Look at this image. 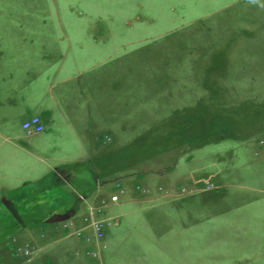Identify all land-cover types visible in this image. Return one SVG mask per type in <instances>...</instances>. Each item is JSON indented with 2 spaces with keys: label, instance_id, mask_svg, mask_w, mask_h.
I'll list each match as a JSON object with an SVG mask.
<instances>
[{
  "label": "rangeland",
  "instance_id": "374dc122",
  "mask_svg": "<svg viewBox=\"0 0 264 264\" xmlns=\"http://www.w3.org/2000/svg\"><path fill=\"white\" fill-rule=\"evenodd\" d=\"M0 14L29 16L30 28L43 32V37L30 39H43L47 48L61 49L63 55L68 45L81 48L72 58L66 55L72 61L66 63L68 75L83 71L87 56L95 55L89 60L98 62L109 52L113 59L92 74L102 75L118 61L126 69L133 66L126 70L124 111L129 131L116 133L119 141L126 138V147L103 159L107 163L95 175L86 176L89 182L82 190L71 187L72 192L67 187V182H73L70 167L56 170L60 184H40L47 195L43 203L71 208L92 198L88 195L95 190L88 208L110 226L118 224L111 231L123 233L118 230L115 238L131 242L138 232L126 228L125 217H118L125 206L117 209L116 204L123 203L130 192L142 194L136 186L161 194L168 189L180 196L193 192L175 203L162 200L152 209L147 207L144 219L164 222L168 229L182 222H199L203 227L189 236L200 237L205 264H264V0H0ZM116 48L121 49L114 53ZM84 77L88 75L83 73L81 81ZM111 118L114 121V115ZM134 136L138 138L133 142ZM0 152L6 156L7 145ZM84 166H78L74 174L84 178ZM148 178L153 181L149 183ZM112 194L119 196L116 203L97 207ZM19 195L0 193V241L5 239L0 243V264L61 260L62 264H95L85 254L90 246L72 234L76 229L84 231L88 208L86 212L78 209L80 224L72 219L74 210L45 237L41 229H30V233L13 227L12 218L43 221L49 215L34 208L18 212L17 205L2 201L16 203ZM27 195V203L34 204L36 196ZM66 213L70 215V209ZM62 235L76 241L72 255L55 253L61 241L54 240ZM13 237L17 246H33L30 257L14 253ZM107 253L106 246L104 264Z\"/></svg>",
  "mask_w": 264,
  "mask_h": 264
},
{
  "label": "crops",
  "instance_id": "0c3cea01",
  "mask_svg": "<svg viewBox=\"0 0 264 264\" xmlns=\"http://www.w3.org/2000/svg\"><path fill=\"white\" fill-rule=\"evenodd\" d=\"M30 20L29 16L0 14V148L7 145L9 149L6 156L0 152V171H3V174H0V193L20 194L16 203L12 199L9 201V205L19 207L18 212L29 213L34 208V211L49 213L43 221L40 217L22 216L17 220L12 218L15 223L13 227L26 228L29 232L30 229H41L45 231V237H49L52 227H61L56 223H46L49 216L56 213L65 214L69 209L72 214L75 210L72 219L77 224L78 209L82 207L86 212L88 204H93L92 198L97 192L90 189L92 192L88 196L92 198L86 196V202L79 205L74 203L72 209H63L54 204L49 205L46 201L43 203L47 195L41 192L43 188L40 189V184L46 181L59 182L54 172L70 167L71 174L68 176H72L73 182L66 181L67 187L72 192L74 187L82 190L89 182L86 176L95 175L101 171V165L107 163L103 162V159H108L111 154L126 147V138L122 137L119 141L116 133L129 131L125 126L127 116L124 111L126 70H132L133 66L131 63L126 69V64L118 61L102 75L92 74L95 69H103L113 59V53L109 52L98 62L89 60L95 55L87 56V65L83 66V71L68 75L69 65L66 63L72 61H67L66 55L69 54L72 58L81 48L68 45L64 49L66 54L63 55L61 49L47 48L43 39L41 42L32 41L31 37H43V32L31 29L28 24ZM90 39L93 42V38ZM120 49L116 48L114 53ZM77 59H73L75 68L78 67ZM83 73L88 77L81 81ZM110 75L111 82L108 79ZM130 77L131 81L133 75ZM78 86L80 89H77ZM79 97L82 102H79ZM111 101L113 103L110 104ZM111 115H114V121ZM31 116L40 118L43 131L27 134L23 130L22 123ZM133 138L134 142L138 136ZM25 165L27 167L22 168ZM80 165H85L82 167V173L87 172L84 178L74 174ZM75 180H80L82 184L76 185ZM147 181L150 183L153 178H148ZM169 190L165 191L166 194L157 193L155 189L149 190L148 194L130 192L123 203L116 204L117 209L121 205L125 206L118 217H125L126 228L136 229L138 233L128 242L125 238H115L119 235V229L111 231L118 224L107 228L104 239L108 247L107 264H205V258L200 254V237L189 236L190 231H198L203 227L199 222H182L177 227L168 229L164 222L156 220L150 223L144 219L142 213L147 207L152 209L162 200L175 203L184 197L192 196L193 193L180 196L174 190ZM28 192L36 196L34 204L29 205L24 199ZM50 194L55 195L53 192ZM113 217L114 215L110 216ZM66 239L62 235L54 240V243L61 241L60 246L54 249L57 251H54L55 253L73 254L74 248L77 247V244L73 243L76 241L73 238ZM14 242L15 237L10 243L12 250L18 245ZM101 259L104 264L103 257ZM54 264H62V260Z\"/></svg>",
  "mask_w": 264,
  "mask_h": 264
},
{
  "label": "built area",
  "instance_id": "2783aa9c",
  "mask_svg": "<svg viewBox=\"0 0 264 264\" xmlns=\"http://www.w3.org/2000/svg\"><path fill=\"white\" fill-rule=\"evenodd\" d=\"M22 128L27 134L32 133H38L43 131V125L41 123V120L38 116H31L28 119H26L22 123ZM208 187L212 186L211 184H207ZM118 192L123 193V190L120 188ZM160 190H162L161 187H159ZM137 192H141L142 194H148L149 189L141 188L140 186H136ZM182 192H184V189H181ZM81 200H84L82 196L79 197ZM119 200V196L117 194H112L108 198V202L106 200L101 201V205L99 208L106 207L108 203H116ZM90 210V214L88 216H85L83 221L85 222V226L81 229H76L72 232V234L80 239L81 241L85 242V244L90 246V249H87L85 254L92 260H94L95 264H102V251L106 248V244L104 242L105 239V230L111 225L107 220L105 219H98L95 217V210H91L90 207L88 208ZM96 211H100V209H97ZM113 223V222H112ZM66 228L67 224H66ZM65 228V229H66ZM85 229L88 232H85ZM33 246L31 247L29 244H22L14 248V253L16 255H21L23 257H30L33 253Z\"/></svg>",
  "mask_w": 264,
  "mask_h": 264
},
{
  "label": "water",
  "instance_id": "95a60500",
  "mask_svg": "<svg viewBox=\"0 0 264 264\" xmlns=\"http://www.w3.org/2000/svg\"><path fill=\"white\" fill-rule=\"evenodd\" d=\"M3 203L6 204L7 206H9V201H6L4 198L2 199ZM72 216V214L70 213V215H68L67 213L65 214H52L51 216H49L46 219V223H57V222H61L63 220H66L68 218H70Z\"/></svg>",
  "mask_w": 264,
  "mask_h": 264
}]
</instances>
